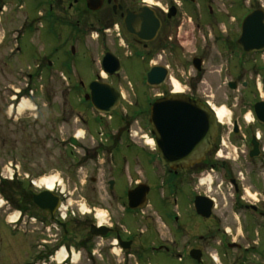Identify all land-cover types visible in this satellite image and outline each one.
Listing matches in <instances>:
<instances>
[{"label":"flooded vegetation","instance_id":"obj_1","mask_svg":"<svg viewBox=\"0 0 264 264\" xmlns=\"http://www.w3.org/2000/svg\"><path fill=\"white\" fill-rule=\"evenodd\" d=\"M46 6V13H39L46 18V45L41 48L40 40L22 44L33 35L39 38L38 27H43L24 24L16 50L10 53L35 63L34 72L43 74L42 64L46 63L49 73L64 79L65 74L57 73V68L62 64L68 69L70 65L67 76L78 81L64 92L67 98L71 96L67 102L43 105L45 109L35 106L31 111L37 114H30L35 117L30 123H38L48 113L55 121L52 130H63L64 137L56 140L73 149L84 143L76 135L81 125L86 136L97 133L102 147L93 150L94 156L99 157V148L109 149L112 173L100 187L103 191L93 192L96 200L89 203L91 215L58 222L35 204L34 197L44 191L30 187L31 176L24 178L26 172L20 164L4 165L0 195L7 198L8 205L0 210V238L8 241L4 242L6 256L26 251L32 264H264V0H101L96 11L86 0H46ZM187 29L202 32L204 43L190 55L186 48L189 40L183 36ZM86 35L96 36L103 48L101 62L107 52L120 62V73L100 80L120 94L111 118L97 115L89 100V84L99 79L100 72L86 85L80 80L76 60L87 45ZM55 38H59V46L54 44ZM167 53L179 57L184 61L182 67L189 66L194 72L189 84L194 92L184 93L216 109L223 108L229 119H218L217 136L205 160L189 168L163 164L144 138L135 141L130 135L133 119L127 118H133L132 114H126L125 119L120 115L127 105L124 89L129 90L134 82L131 66L135 62L146 68L144 82L152 68L168 70L165 83L158 87L163 93L153 100L146 97L148 112L139 108L137 98L130 104L146 120L151 101L177 94L165 87L171 81ZM206 62L214 68L211 74L215 79L204 89L196 78H201ZM186 72L183 70V76ZM46 92L50 97L51 90ZM12 95L8 93L9 98ZM33 95L15 92L0 108L5 141L6 125L16 132L22 121L28 122L29 111L20 112V101ZM139 163L158 173V183L148 184L132 176L116 191L114 166L123 173L127 166ZM9 171L13 180H7ZM96 181L92 179L94 184ZM138 186L147 189L144 200L137 202L144 206L130 208L129 193ZM98 204L104 208L99 216ZM208 207V216L198 213V209L206 211ZM15 208L21 211V219L12 226L3 214ZM29 215L35 216V221ZM26 219H30L28 231ZM199 222L205 232H196ZM118 249L123 263L115 258ZM72 251L80 255L77 262L70 257Z\"/></svg>","mask_w":264,"mask_h":264},{"label":"rangeland","instance_id":"obj_2","mask_svg":"<svg viewBox=\"0 0 264 264\" xmlns=\"http://www.w3.org/2000/svg\"><path fill=\"white\" fill-rule=\"evenodd\" d=\"M44 3L45 0H0V108L4 103L10 101V99L15 96V92L19 91L33 92L34 95L30 101L34 108L35 106H40L41 109H45L43 105L64 103L67 102V99L69 100L71 98V96L67 98L63 95L64 92L66 94V89L72 88L73 84L78 81V79L68 78V76H70L69 72L71 71L70 65L68 66V69L62 64L57 68V73L63 72L65 74L66 78L64 79L60 74L54 76L49 73L46 68V63L42 64L44 70L43 74L34 72L36 66L35 63H30L26 58L21 60V58H17L10 53L11 50H16V43L20 37H18L20 34L19 29H21L22 25L31 23L38 24V26L42 24L43 27L46 25V18L39 19V13H44L47 8ZM90 22L91 21L89 20L88 23ZM43 27H38V30H40L41 33L39 38L36 35H33L31 41H22V44L25 42L27 44H34L40 40L41 48L44 47L46 41L43 33H45L46 27ZM88 32L89 31H87V35ZM87 35V45L85 46L83 54L78 56L76 60V64L81 72L80 80L85 85L92 81L97 72L102 70L100 58L103 56V48H100L96 36L87 37ZM183 36L186 40H189V44H186L187 55H190L191 52L196 49L200 50L202 44L204 45L202 42V32H199L198 30H188L183 33ZM55 41L56 43L54 44L59 46V38H55ZM32 48L31 45L30 49ZM111 49L113 48L111 47ZM42 54H45V52ZM167 55L169 59L166 61L170 66L171 78L180 82L183 93H193L194 91H191L189 85L194 75L192 68L188 66L184 69L182 67L184 61L180 60V58L174 54L167 53ZM209 64V62H206L203 66L204 73H202L203 75L200 74L201 78H196L199 85L204 89L207 87V82L215 79L211 74L214 68L211 65L209 66ZM131 70L135 76L133 77L134 82H132L131 86L133 91L131 88L129 90L124 89L125 102L127 105L125 106V110L120 112V115L124 118L126 114H132L134 118L128 116L127 119H133L134 132L137 131L139 135L151 137L144 114L138 113V111L130 106V104L138 99L140 101L139 108L142 107L145 110L148 105L146 97L153 100L155 97L162 94L164 90H159L158 88L151 89L144 84L146 68L142 63L135 62L131 66ZM183 70L187 71L185 76H183ZM66 82L70 84V87H67ZM165 87L168 91L174 90L171 81H168ZM48 89L51 90L50 97H48L46 92ZM133 92H135V95ZM8 93L14 95L9 98ZM81 112L85 113L83 110H81ZM32 113L34 115L37 114L36 112L29 110V112L26 113V116L29 115V118H26L28 119V122H26V120L22 121L16 132L12 128L10 130L6 125L5 129L8 131L7 141L2 137L3 126L1 124L2 118H0V172L4 165L13 162L15 164H20L22 170L34 178H41L44 176L59 177V179L64 180L67 193L71 194L68 199L72 201L74 210L77 209L76 207H79L84 203L89 205L91 200L92 202L93 200H96L95 193L93 194L95 189L96 191H103L100 187H104L110 179V173H112L111 162L113 158L109 149L107 151V149L99 148V157H95L93 150L97 147H102L101 142L98 140V134L93 133L94 135H92V137L89 135L86 136L84 134L86 131L85 126L82 125L76 133L77 136L79 133L82 134V136H79V140L84 141L82 147H78L77 149L67 147L66 143L56 140V138L64 136L60 133V130L63 131L62 128L57 127V133L52 130L55 122L53 117H48V113L46 112L47 115L44 114V116L39 118L38 123H30L31 119L32 121L35 119L33 115H30ZM38 113L40 112L38 111ZM86 117L88 118V116ZM88 119H91V116ZM226 120L229 121V119ZM28 123L32 127L29 128L27 126ZM134 140L139 141L138 137H135ZM14 152H16V154H14ZM143 165L144 164L139 163L130 168L127 166L123 173L117 166H114L113 172L117 179L116 191L123 186H126V183L128 182L127 177L131 178L132 176L143 182L145 181L148 184H157L158 173H156V175L150 167ZM93 178L97 180L95 184L92 182ZM91 192L93 196L90 194ZM1 200H3L2 205L7 203V198L3 199V196L0 195V205ZM7 205L8 204H5L4 207ZM97 209L103 210L104 208L98 204ZM222 210L223 208H221V211ZM13 211H19V209L15 208L12 211L7 212L5 215L3 214V216L7 217V215ZM29 217L32 218L33 216L29 215ZM26 221H28L26 227V230L28 231L30 230V219H26ZM205 231L206 229L204 225H201L199 222L196 232L202 233ZM239 233L241 232L239 231ZM29 235L31 234H28V236ZM29 240L30 239H27V242ZM4 242L7 243L8 241H2L0 238V246L3 248L2 250L0 249V264H32L31 255L26 251L10 253L6 256ZM115 258L123 263V253L120 249L117 250Z\"/></svg>","mask_w":264,"mask_h":264},{"label":"water","instance_id":"obj_3","mask_svg":"<svg viewBox=\"0 0 264 264\" xmlns=\"http://www.w3.org/2000/svg\"><path fill=\"white\" fill-rule=\"evenodd\" d=\"M86 1L93 10H97L101 5V0ZM252 49L257 48L252 47ZM103 67L109 74L117 73L120 69L118 60L110 53H107L103 59ZM166 74L164 68H152L147 76L149 85L160 86L164 83ZM89 88V98L95 110L110 115L119 104L120 95L110 85L98 81L92 82ZM150 123L157 152L164 164L172 168H188L203 161L217 133L214 114L204 104L185 95L156 100L151 108ZM146 193L147 189L140 188L130 192V207L144 206L137 202L143 201ZM34 200L37 206L47 210L53 217L59 204L58 197L44 192L36 195ZM198 213L208 216L209 207L206 211L198 209Z\"/></svg>","mask_w":264,"mask_h":264},{"label":"bare ground","instance_id":"obj_4","mask_svg":"<svg viewBox=\"0 0 264 264\" xmlns=\"http://www.w3.org/2000/svg\"><path fill=\"white\" fill-rule=\"evenodd\" d=\"M103 75H105V74H103ZM172 82H173V86H174V90H175V92L180 93V92L183 91L182 88H181V86H180V84H179L176 80H173ZM31 107H32V106H31V104H30L28 101H23V102L21 103V106H20L19 110H20L21 113H23L26 109H27V110L31 109ZM216 114H217L218 119H219L220 121H222V122H224V121H226V119H228V118H227L228 115H227L226 111H225L223 108L216 109ZM79 136H82V134L79 133V134H78V137H79ZM147 144L150 145V146H153V141H152L151 139H148V140H147ZM56 180H57V177H49V178H47V179H44L43 181L48 183V185H49L48 188H49V190H51V189H53V187H54V182H55ZM43 181H42V182H43ZM81 210H84V208L82 207ZM17 218H18V215L16 214L11 220L14 221V220L17 219Z\"/></svg>","mask_w":264,"mask_h":264},{"label":"built area","instance_id":"obj_5","mask_svg":"<svg viewBox=\"0 0 264 264\" xmlns=\"http://www.w3.org/2000/svg\"><path fill=\"white\" fill-rule=\"evenodd\" d=\"M66 213H67V208H64L63 210H61V217L62 218H65V216H66Z\"/></svg>","mask_w":264,"mask_h":264}]
</instances>
